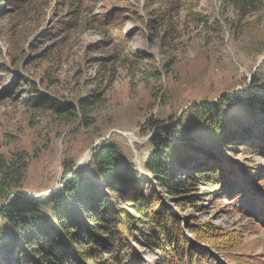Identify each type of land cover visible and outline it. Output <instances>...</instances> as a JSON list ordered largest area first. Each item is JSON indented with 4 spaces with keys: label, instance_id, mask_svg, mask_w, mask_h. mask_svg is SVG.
Here are the masks:
<instances>
[{
    "label": "trees",
    "instance_id": "16d2710c",
    "mask_svg": "<svg viewBox=\"0 0 264 264\" xmlns=\"http://www.w3.org/2000/svg\"><path fill=\"white\" fill-rule=\"evenodd\" d=\"M75 1L54 0L50 14L47 0H5L7 6L21 14L32 13L38 26H48L44 37L50 42V51L44 55L43 42L32 39L21 44V39H15L16 33L2 36L1 28V39L7 37L14 47L13 51L10 46L6 50L11 62L30 64L34 58L47 61L57 49L61 58L62 50L74 45L80 22L89 29L95 27L103 36L122 29L121 9L84 19L79 18L80 7L74 8ZM223 3L241 16L264 8V0ZM157 4L161 15L152 16ZM180 8L169 0H145L142 10L149 17L143 19L150 29L148 38L153 41L159 37L162 42L167 36L173 38L177 28L171 13ZM196 18L202 22L199 15ZM145 56L139 52L135 61ZM133 67L139 68L136 64ZM0 72L10 75L3 63ZM97 97L99 94H93L71 104L38 90L29 100L34 108L50 110L70 121L76 112L86 118ZM224 105L236 108L238 115L224 112ZM186 112L211 140H216L215 146L200 144L187 135L182 115L167 123L154 120L145 175L117 144L105 140L90 151L87 166H70L64 171L59 189L43 197L33 196L23 187L27 154L0 156V264H149L144 258L146 250L157 256L153 264H223L208 247L237 262L239 258L232 250L235 239L229 233L209 223L201 224L196 216H190L193 224L186 225L180 214L191 207L204 211L211 204L204 199L206 194L211 195V200L229 198L232 206L251 216L264 214V200L257 194L260 183H264V171L236 157L238 169L229 168L219 153L235 146L233 156L240 151L236 149H243L264 158V83L254 76L244 88L221 93L216 101L192 102ZM84 124L90 125L89 121ZM146 182L149 195L140 190ZM202 184L213 189L201 192ZM173 207L178 208V213ZM186 232L199 243L188 238ZM246 261L263 263L264 256L250 255Z\"/></svg>",
    "mask_w": 264,
    "mask_h": 264
},
{
    "label": "rangeland",
    "instance_id": "374dc122",
    "mask_svg": "<svg viewBox=\"0 0 264 264\" xmlns=\"http://www.w3.org/2000/svg\"><path fill=\"white\" fill-rule=\"evenodd\" d=\"M42 1L45 2L36 0ZM47 1H50L48 12L52 14L54 0ZM144 1L76 0L74 8L80 7L79 18L121 9L122 29L103 36L95 27L89 29L80 22L74 45L62 50L61 58L57 49L47 61L34 58L30 64L22 60L12 63L6 50L10 46L13 51L14 47L7 37L3 40L0 37V63L6 64L10 71L9 76L0 72V156L27 154L23 187L33 196L43 197L59 189L64 171L70 166L77 169L84 157L81 166H87L98 139L117 144L131 164L145 175L154 120L167 123L182 115V128L187 135L200 144L215 146L216 140H211L200 124L188 117V112L184 113L186 108L194 101H216L221 93L242 89L254 76L264 83V8L241 16L223 0H169L181 8L171 13L177 28L174 37L167 36L162 42L159 37L153 41L148 38L150 29L143 19L149 17L142 10ZM154 12L152 16L161 15L158 4ZM196 14L202 22L194 19ZM47 27L35 24L32 13L21 14L0 0L2 36L12 37L16 33L15 39H21V44L32 39L43 42L41 49H46L47 55L50 51V42L44 37ZM139 52L147 56L136 62ZM135 64L139 68L135 69ZM38 90L71 104L93 94L99 97L87 110L86 118L76 112L74 119L68 121L30 104L29 98L37 95ZM223 110L233 115L239 113L233 106L224 105ZM88 121L90 125L86 126L84 123ZM119 131L132 132L136 139ZM231 148L219 151L227 167L238 169L236 160H245L247 166L264 171V158L243 149H236L240 151L233 156L232 150L237 147ZM200 189L210 192L213 188L202 184ZM140 190L149 195V184L144 183ZM257 194L264 200V183H260ZM210 196L204 197L211 201L204 211L191 207L179 214L186 225L193 224L190 216H196L201 224L209 223L229 233L235 239L232 250L239 260L234 262L206 243L201 244L223 264H249L246 260L250 255L263 257L264 214L251 216L232 206L229 198L211 200ZM173 208L178 213V208ZM156 257L148 250L144 253L149 264Z\"/></svg>",
    "mask_w": 264,
    "mask_h": 264
},
{
    "label": "water",
    "instance_id": "95a60500",
    "mask_svg": "<svg viewBox=\"0 0 264 264\" xmlns=\"http://www.w3.org/2000/svg\"><path fill=\"white\" fill-rule=\"evenodd\" d=\"M119 132H120L121 134H124V135L127 134V133H130V132H121V131H119ZM105 139H106V138H104V139H102V140H105ZM100 142H101V140L98 139V140L96 141L95 144L98 145ZM93 148H94V147H93ZM93 148H92V149H93ZM85 158H86V157H84V158L81 160V163L78 164V167L81 166V164H82V162L85 160ZM52 191H53V190H52Z\"/></svg>",
    "mask_w": 264,
    "mask_h": 264
},
{
    "label": "bare ground",
    "instance_id": "6f19581e",
    "mask_svg": "<svg viewBox=\"0 0 264 264\" xmlns=\"http://www.w3.org/2000/svg\"><path fill=\"white\" fill-rule=\"evenodd\" d=\"M125 135H127V136H129V137H132V139H136V136H135V134H134V133H132V132H130V133H127V134H125Z\"/></svg>",
    "mask_w": 264,
    "mask_h": 264
}]
</instances>
